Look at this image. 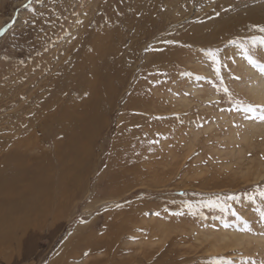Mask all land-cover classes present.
Wrapping results in <instances>:
<instances>
[{"label": "rangeland", "instance_id": "obj_1", "mask_svg": "<svg viewBox=\"0 0 264 264\" xmlns=\"http://www.w3.org/2000/svg\"><path fill=\"white\" fill-rule=\"evenodd\" d=\"M258 26L264 0H0V153L24 140L54 180L0 264H264V151L245 126L264 114L246 91ZM37 108L68 135L37 138ZM55 145L74 154L66 186Z\"/></svg>", "mask_w": 264, "mask_h": 264}, {"label": "bare ground", "instance_id": "obj_2", "mask_svg": "<svg viewBox=\"0 0 264 264\" xmlns=\"http://www.w3.org/2000/svg\"><path fill=\"white\" fill-rule=\"evenodd\" d=\"M106 53H108L109 56L112 57V59L107 60L106 68L111 78L113 79L114 78L113 70L110 65L113 63L112 60H113L114 55L111 52V46L109 47ZM239 65L241 64L239 63ZM245 70L249 74V80H247V87H246L248 97L250 98L251 101H253L254 103H257L258 106H264V72L262 73V76H258L253 71L249 70V68H245ZM119 77L121 78V75ZM99 78L100 77H98V80ZM90 96H91L90 98L91 105L94 108L99 109L102 100L104 98L111 97V93L109 90V84L108 83L107 85L97 84V87L94 88ZM39 110H41V108H37L35 112H33V119L31 122V128L35 132L34 135L37 138H39V136L42 137L43 132L47 134L50 131L52 132L63 131V133L67 134L66 128L62 130L63 124L61 122V118L63 117V115L61 114V112H58V113L56 112L57 114L53 113L52 115H49L43 118V115L45 113L39 115ZM36 122L38 123L37 126H36ZM245 126H247V128L249 129V134H250V137L248 138L249 142H251L252 136L256 134H259V136L262 137L261 147L264 151V121H261L259 123L257 122L249 123L248 122L245 124ZM59 135L61 134L58 133V136ZM54 137L55 135L53 134L50 136H45L44 139L53 140ZM61 138H63L62 135H61ZM16 142L18 144L14 145L13 149H11L10 151L6 153H3V152L0 153V156H1L0 157V242L7 240V238L9 237V233H11L15 228L16 230L20 228L26 229L32 226L35 229H37L38 224L35 222V220L32 221L33 220L32 218H34L38 214H41L40 211H42V209L37 207L36 202L44 201L45 204H48L49 201H48L47 195L50 193L49 186L54 181L51 179L52 177H45V176L43 177L44 174H42V168H40V166H42L41 164L49 166L52 163L51 161L52 159L50 158V156H47L44 154L45 158H42L39 161H38V157H37V160L34 158H30V157L28 158L25 155H23L21 150L17 147L19 146L20 143H23L24 140H17ZM67 142H70V140H67ZM36 146H39V145L36 144ZM53 148L57 151L56 155L58 156V159L56 160L55 163L57 164L59 168L58 170L59 172H57L54 169L55 173L53 176L55 178L62 180L63 181L62 185L66 186L68 184L67 174L71 173L72 171L71 168L74 169V167L70 168L69 162L71 161V158L68 155V153L71 154L72 156L74 154L72 151L71 152L66 151V153H63L60 149H57L56 145L53 146ZM39 159H40V156H39ZM258 168L259 170L257 172V179H260L261 177L264 176V173H261L262 167L260 165L258 166ZM48 174L47 176H50ZM255 179H256V176H255ZM41 206L42 205L40 202V207ZM44 210H45V207L43 208V211ZM238 240L240 239L232 235L229 239H225V240L223 239L222 242H226V241L230 243L234 242L233 244H235L239 242ZM88 253L89 252L87 250V254H85L84 256L88 255ZM73 255H74L73 257H75V255L77 254H73Z\"/></svg>", "mask_w": 264, "mask_h": 264}, {"label": "snow or ice", "instance_id": "obj_3", "mask_svg": "<svg viewBox=\"0 0 264 264\" xmlns=\"http://www.w3.org/2000/svg\"><path fill=\"white\" fill-rule=\"evenodd\" d=\"M2 31L3 30L0 29V32H2ZM259 31L260 32H264V27H259ZM254 43H255V41H254ZM260 44L264 45V38L260 39ZM208 55L212 58L214 63H219V61L217 60V57H216V53L214 51H209ZM245 58L247 59V62L250 65L256 66L258 64V60L252 54H249V53L246 52L245 53ZM216 71H217V75H219V69L218 68L216 69ZM260 71L264 72V67H261ZM225 91H227V90L225 89ZM245 111H247V112H255L256 111V107H254L252 105H249V106L246 107ZM259 119L261 121H264V114H261L259 116ZM262 195H264V193H262ZM261 215L264 216V213H261Z\"/></svg>", "mask_w": 264, "mask_h": 264}]
</instances>
